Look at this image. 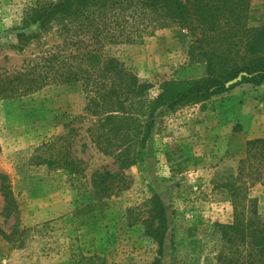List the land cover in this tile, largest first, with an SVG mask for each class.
<instances>
[{"label":"rangeland","instance_id":"obj_1","mask_svg":"<svg viewBox=\"0 0 264 264\" xmlns=\"http://www.w3.org/2000/svg\"><path fill=\"white\" fill-rule=\"evenodd\" d=\"M32 1L0 0V68L17 69L35 52L34 46L24 54L13 47L23 10ZM250 3L249 21L261 23L264 0ZM189 39L185 31L165 28L112 51L139 81L152 85L145 95L151 98L160 81L187 60ZM195 105L200 104L159 118L143 160L124 171L127 188L98 200L92 197L91 172L115 171L117 164L92 141L95 118L84 111L81 87L50 85L0 100V173L9 178L19 217L15 226L13 216L2 214L0 192V228L12 233L10 241L0 236V264H151L157 258L158 264H216L223 244L217 224L231 223L236 204H246L235 201L226 186L244 153L203 154L199 118L187 111ZM63 135H70L69 144L56 143ZM64 146L81 161L82 173L42 162ZM192 158L197 162H185ZM249 191L264 222V184L255 183ZM154 194L163 202L168 224L160 255L143 224Z\"/></svg>","mask_w":264,"mask_h":264},{"label":"trees","instance_id":"obj_2","mask_svg":"<svg viewBox=\"0 0 264 264\" xmlns=\"http://www.w3.org/2000/svg\"><path fill=\"white\" fill-rule=\"evenodd\" d=\"M250 6V0H33L23 10L13 47L24 54L34 46L35 52L25 55L17 69L0 68V100L28 96L50 85H79L84 111L95 118L92 141L117 164L115 171L91 172L92 197L115 196L128 186L124 171L143 160L159 118L187 104L204 107L240 83L264 82V21H249ZM165 28L189 35L188 58L147 98L152 85L139 81L112 50L140 43ZM48 37L57 40L49 43ZM237 77L239 81L227 85ZM69 137L60 136L56 143L69 144ZM190 161L196 163L197 158L185 160ZM42 162L72 173L84 171L65 146ZM255 183L264 184V137L247 140L236 175L226 184L235 201L246 204H236L231 223L217 224L223 244L216 264H264V222L258 199L249 191ZM0 192L2 214L13 216L16 226L18 208L4 173ZM149 202L143 224L160 255L166 211L158 194ZM0 236L10 241L12 233L0 228ZM158 263L157 258L151 264Z\"/></svg>","mask_w":264,"mask_h":264},{"label":"crops","instance_id":"obj_3","mask_svg":"<svg viewBox=\"0 0 264 264\" xmlns=\"http://www.w3.org/2000/svg\"><path fill=\"white\" fill-rule=\"evenodd\" d=\"M264 95V82L255 85L245 82L213 96L209 102L191 107L195 111L203 130V154L227 149L233 155L245 153L249 139L264 137V111L261 96ZM186 129H190L185 122ZM187 144V142H185Z\"/></svg>","mask_w":264,"mask_h":264},{"label":"built area","instance_id":"obj_4","mask_svg":"<svg viewBox=\"0 0 264 264\" xmlns=\"http://www.w3.org/2000/svg\"><path fill=\"white\" fill-rule=\"evenodd\" d=\"M260 100H261L262 110L264 111V95L261 96Z\"/></svg>","mask_w":264,"mask_h":264},{"label":"water","instance_id":"obj_5","mask_svg":"<svg viewBox=\"0 0 264 264\" xmlns=\"http://www.w3.org/2000/svg\"><path fill=\"white\" fill-rule=\"evenodd\" d=\"M239 80H240V77H237L236 79H234V80L228 82L227 85L233 84V83H235V82H237V81H239Z\"/></svg>","mask_w":264,"mask_h":264}]
</instances>
